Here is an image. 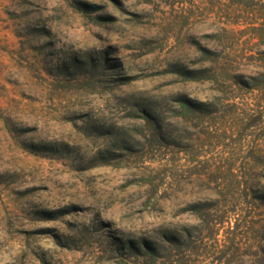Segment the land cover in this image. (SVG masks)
Here are the masks:
<instances>
[{"label": "rangeland", "instance_id": "obj_1", "mask_svg": "<svg viewBox=\"0 0 264 264\" xmlns=\"http://www.w3.org/2000/svg\"><path fill=\"white\" fill-rule=\"evenodd\" d=\"M0 264H264V0H0Z\"/></svg>", "mask_w": 264, "mask_h": 264}]
</instances>
